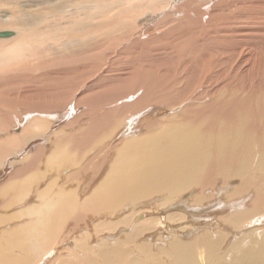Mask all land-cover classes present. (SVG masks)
I'll list each match as a JSON object with an SVG mask.
<instances>
[{
    "label": "rangeland",
    "instance_id": "rangeland-1",
    "mask_svg": "<svg viewBox=\"0 0 264 264\" xmlns=\"http://www.w3.org/2000/svg\"><path fill=\"white\" fill-rule=\"evenodd\" d=\"M65 1L0 0V150H9L0 154V264H190L173 256L177 240L201 253L195 264H230L238 254L259 252L264 246V167L258 165L264 161V0H147L141 13L132 11L128 0H90L86 9L92 31L88 38H75L76 44L64 25L76 13ZM102 11L108 16L104 21ZM55 24L62 26L54 30ZM62 27L68 28L66 34ZM45 29L63 43L45 35V42L32 45L36 50L6 53L18 35L34 37ZM37 49L49 52L40 54V62L34 56ZM83 49L90 52L86 61ZM58 78V86L66 87L61 86L56 99L27 92ZM211 115L215 129L243 134V147L228 163L217 168L208 161L198 181L166 206L165 197L154 201L152 196L104 202L99 185L127 139L157 134L167 125L193 122L204 128L200 120ZM34 119L41 125L30 126ZM251 148L254 159L247 155ZM241 157H247L246 165ZM61 189L76 197L73 208L56 222L42 247L46 251L30 256L29 250L24 257V234H12L36 219L39 196L62 194ZM94 197L99 205L90 203ZM180 205L188 211L181 229L175 216L185 210ZM156 208L173 218L164 220ZM156 216L164 224H156ZM22 255L24 262L19 261Z\"/></svg>",
    "mask_w": 264,
    "mask_h": 264
},
{
    "label": "bare ground",
    "instance_id": "bare-ground-1",
    "mask_svg": "<svg viewBox=\"0 0 264 264\" xmlns=\"http://www.w3.org/2000/svg\"><path fill=\"white\" fill-rule=\"evenodd\" d=\"M65 1V0H63ZM79 0H70L69 2H71L70 4L72 5V9L74 8V12L76 13V17L74 19L73 15H70L69 17V23L68 24H64L67 25L66 27H69L70 31L69 33H67V29H64V33L66 31L67 34H69L70 39L72 42H77L80 40V38L84 37L86 38L89 34V30L92 31L91 28V22L90 19L88 20V14H87V6L88 4L91 2L90 0H81V2H78ZM126 1V0H125ZM149 1V0H148ZM151 1V0H150ZM149 1V2H150ZM161 1V0H158ZM35 2V1H34ZM67 3V0L65 1ZM62 2L63 5H65L66 3ZM127 2V1H126ZM128 2H130L131 4V8H134L132 11L135 12V10H138L140 13L143 12L142 10H140L139 8L143 6V2L146 4L147 0H128ZM127 2V3H128ZM147 2V4L149 3ZM164 2V1H162ZM53 3V2H52ZM85 3V4H84ZM119 3V2H118ZM116 3V4H118ZM122 3L124 4L125 2L122 1ZM122 3L120 2L119 4L122 5ZM157 3V2H155ZM70 4L67 3V6H70ZM83 4V5H82ZM117 5V8L120 9V5ZM144 4V5H145ZM162 4V3H161ZM127 5V4H126ZM159 4H157L158 6ZM43 6V5H42ZM54 6V5H53ZM119 6V7H118ZM124 6V5H123ZM122 6V8H123ZM161 6V5H160ZM159 6V7H160ZM48 7V5H47ZM60 7V6H59ZM116 8V5L113 6ZM125 7H129V5L125 6ZM45 8V7H44ZM56 8V7H55ZM53 8V11H57L59 10L58 8ZM61 8V7H60ZM65 8V7H64ZM136 8V9H135ZM158 8V7H157ZM25 9V8H24ZM118 9V10H119ZM155 9V7H154ZM35 10V9H34ZM48 10V9H47ZM126 10V8H124V11ZM130 10V11H131ZM52 11V12H53ZM127 11V10H126ZM135 14H138L139 12H137ZM65 12V10H64ZM103 12V11H102ZM101 12V13H102ZM109 12V11H108ZM39 13V12H38ZM62 13V12H61ZM67 13V12H66ZM64 13V14H66ZM99 12V18L101 16V18H103L102 20L104 21L105 19L108 18V16L106 17V13H102V15ZM113 13V12H112ZM120 14H122L123 12L119 11ZM47 14V12L45 13V15ZM114 14V13H113ZM117 14V12H116ZM119 14V16H120ZM43 15V14H41ZM60 15V13H59ZM68 15V14H67ZM108 15V14H107ZM151 15V14H150ZM56 16V14H55ZM63 13L59 18H63ZM104 16L106 17L104 19ZM112 16V15H111ZM117 16V15H116ZM39 17V16H38ZM113 17V16H112ZM136 17V16H135ZM42 17H40L39 19H41ZM45 18V17H44ZM95 18V17H94ZM100 18V19H101ZM137 18V17H136ZM144 18V17H143ZM27 19V18H26ZM25 19V20H26ZM57 20H59L57 17L55 18ZM67 19V18H66ZM99 19V20H100ZM56 20V23H58L59 21ZM98 20V21H99ZM147 20V19H146ZM31 21V20H30ZM36 21V20H35ZM41 21L44 22V20L42 19ZM40 21V22H41ZM65 21V20H64ZM97 21V22H98ZM108 21V20H107ZM112 21V20H111ZM28 22V21H26ZM38 22V20L36 21ZM39 22V23H40ZM66 22V21H65ZM100 22H102L100 20ZM110 22V21H109ZM31 23V22H30ZM53 23V22H52ZM63 23V22H60ZM99 23V22H98ZM97 23V27L98 24ZM29 24V22L27 23ZM32 24V23H31ZM30 24V25H31ZM51 24V23H50ZM49 24V26H51ZM44 25V23H43ZM59 25V23H58ZM61 25V24H60ZM128 25V24H127ZM36 27H38L36 24L34 25ZM62 26V25H61ZM59 26V27H61ZM57 24H55L54 30L58 29L57 28ZM21 28V27H20ZM48 30H50L49 27H47ZM46 28V29H47ZM60 28V30L62 29ZM45 29V30H46ZM142 29V28H141ZM22 30V29H19ZM24 30V29H23ZM22 30V31H23ZM3 31V30H2ZM52 31V30H51ZM62 31V30H61ZM20 31H18L17 33L19 34ZM38 32V31H37ZM126 32V31H125ZM23 32H21L22 34ZM40 33V32H38ZM57 33H59V31H57ZM64 33L60 34L63 35ZM65 33V34H66ZM35 34V33H34ZM120 34V33H119ZM33 34L30 33L28 34V32L25 34V32L23 33V36L20 38V36L18 35L17 38L19 39L18 41H12L14 42L12 44V42H10V44L8 45V51L6 52L4 50V52L9 53L10 55H16L19 56L18 54L21 53V51L24 50H30L31 48L36 50V48L38 47H32V45H34V43L36 42V44H42L43 42H45L46 40V36L45 35H51V37L53 38H57L58 35L54 34V36L52 35V32L50 33V31H44L41 34H36L34 37L32 36ZM126 35V34H125ZM120 36V35H119ZM67 37V36H65ZM65 37L62 39H65ZM80 37V38H79ZM16 38V39H17ZM38 38V39H36ZM50 38V37H49ZM61 38V37H60ZM60 38H57V42H62V40ZM79 38L77 41L76 39ZM88 38V37H87ZM13 39V38H11ZM69 39V38H67ZM85 39H83V42H88V39L86 41H84ZM107 40V39H106ZM33 42V43H31ZM56 42V41H55ZM59 42V43H60ZM67 42V41H66ZM64 42L67 46V43L70 42L68 41L67 43ZM47 43V42H46ZM49 43V41H48ZM89 43V42H88ZM98 43V42H97ZM51 44V42H50ZM63 44V45H65ZM71 44V43H70ZM68 44V45H70ZM76 44V43H75ZM87 44V43H86ZM91 44V43H90ZM55 45V44H54ZM63 45H61V47H63ZM82 45V44H81ZM85 45V44H84ZM88 45V44H87ZM94 46V44H92ZM100 45V44H99ZM99 45L97 46L99 48ZM76 46V45H73ZM71 45V47H73ZM117 46V45H116ZM54 49L55 47L58 46H53ZM60 47V48H61ZM29 48V49H27ZM42 48V47H41ZM49 48V47H48ZM65 48V47H64ZM69 48V47H67ZM75 48V47H74ZM83 48V47H82ZM87 48V47H85ZM47 49V47H46ZM51 50L50 48L45 50L48 51L50 50V54L55 55L56 52H54L55 50ZM63 49V48H62ZM95 49V48H94ZM39 52L41 50L37 49ZM68 50V49H66ZM65 50V51H66ZM91 50V49H90ZM89 50V51H90ZM57 51V50H56ZM63 51V50H62ZM83 51L85 52L86 50L83 49ZM104 51V50H103ZM38 52V53H39ZM61 52V50L59 51ZM67 52V51H66ZM35 53V52H34ZM48 54L44 52V49L42 52H40L38 55H34L36 56V59L39 60L40 62V54ZM64 53V52H63ZM62 53V54H63ZM4 54V53H3ZM8 54V55H9ZM37 54V53H35ZM66 54V53H65ZM70 54L72 55V53L70 52ZM76 53H74L75 56ZM81 54V53H80ZM90 54V52H89ZM88 51H86V54L83 53L81 54L83 57L86 55H88ZM59 55V54H58ZM69 55V54H68ZM67 55V56H68ZM15 56V57H16ZM32 56V57H34ZM41 56H45V55H41ZM79 56V59L82 57ZM53 57V56H52ZM60 59L61 56H57V59ZM64 57V56H62ZM77 57V56H76ZM73 60V63H76L77 60ZM82 57V58H83ZM106 57V56H105ZM35 58V57H34ZM69 58V57H68ZM67 58V59H68ZM86 57H84L85 60ZM50 59V57H49ZM58 59V60H59ZM66 59V57H65ZM74 59V57H73ZM89 59V58H86ZM53 60V59H51ZM70 60V58L68 59ZM72 60V57H71ZM81 60V59H80ZM106 60V59H105ZM50 61V60H49ZM76 61V62H74ZM86 61V60H85ZM37 62V61H36ZM81 62V61H80ZM88 62V61H87ZM106 62V61H105ZM43 63H44V59H43ZM56 63V62H55ZM83 63V62H81ZM85 63V62H84ZM135 63V61H134ZM37 64V63H36ZM78 64V63H77ZM41 65V64H40ZM74 66V64H72ZM71 65V66H72ZM70 66V71L72 72V68ZM137 67V66H136ZM69 68V67H68ZM67 68V69H68ZM137 69V68H136ZM142 69V68H141ZM149 69V68H148ZM88 70V69H87ZM134 70V69H133ZM69 71V72H70ZM74 71V70H73ZM49 72V71H48ZM45 73V72H44ZM44 76V75H43ZM48 76V74H47ZM67 76V75H66ZM134 76V75H133ZM45 77V76H44ZM50 78V75L48 76ZM43 78V77H42ZM47 78V77H46ZM45 78V79H46ZM53 78V77H52ZM69 78V75H68ZM51 79V78H50ZM54 79V78H53ZM58 81H48L46 83H43L42 86H40L41 88H31L28 89L27 92L28 94L33 97V98H38L41 99L43 98V100H45V98L47 99L48 97H52L55 98L56 94L60 92V89L66 87V85H61L58 86L59 83L61 84V82ZM61 81V80H60ZM122 81V80H121ZM63 84V82H62ZM68 84V83H67ZM39 86V84H37ZM36 85V86H37ZM85 85V84H84ZM149 87V86H148ZM85 89V88H84ZM105 89V88H104ZM69 89L67 88V91ZM85 91V90H84ZM65 92V91H64ZM64 92L62 91V93L64 94ZM60 94V93H59ZM67 94V92L65 93ZM73 94V93H72ZM84 94V93H83ZM136 94V93H135ZM65 96V95H64ZM63 96V97H64ZM69 96V95H68ZM85 96V95H84ZM134 96V95H133ZM71 97V96H70ZM86 97V96H85ZM129 97V96H128ZM87 98V97H86ZM56 99V98H55ZM58 99V98H57ZM85 99V98H84ZM53 100V99H52ZM65 100V97H64ZM81 99H79L80 101ZM51 101V100H50ZM70 101V100H69ZM72 101V100H71ZM87 101V100H86ZM42 102V101H41ZM53 102H56L55 100ZM59 102V101H58ZM62 102V101H61ZM67 102V101H66ZM83 102V100H82ZM70 103V102H69ZM81 103V102H80ZM142 103V102H141ZM75 104V103H74ZM135 104V103H134ZM138 104V103H137ZM64 106V105H63ZM69 106V105H68ZM72 106V105H71ZM77 105H74L73 107H75ZM54 107H59V105H55ZM218 107V106H217ZM66 108V107H65ZM61 109V107H60ZM69 110V109H68ZM71 112V111H70ZM29 116V114H25L24 116ZM51 115V114H50ZM53 115V114H52ZM54 117V116H53ZM208 116H205L206 121H201L203 127L204 128H200L198 126L195 125V123L193 122H188L190 123L189 125H181V126H164L163 130L161 129L160 132H157V134H150L147 135L143 138H139V137H135V138H131V139H127V141H125L122 146L120 147L119 151H118V155L117 158L115 159V162L112 163L111 165V169L110 172L108 173L107 177L105 178V180L99 185V193L101 195V197L104 199V202H107L108 204H111V201H119L121 199L122 196H126L128 195V197L130 196V198H132L131 200H137L139 201V198H145V197H154L153 200H160L162 197H165L164 201H163V205L165 204H170V201L172 200L173 202L176 201V198L179 197H183V191L186 190L188 187L191 186V184H193L194 182L198 181V178L201 177L200 175L208 168L207 167V162L212 160L213 162V166L214 167H221V165L226 162L228 163L226 160L229 159L230 157H232L234 155V152L237 151L238 147H243L239 144V141L242 138L243 134H237L239 129H235L233 131H219L217 129L214 128V126L216 125L214 122V119L212 117V115L210 116V119H207ZM30 118V117H29ZM25 120V119H24ZM208 120V125L209 127L206 126ZM49 122V121H48ZM41 125L40 120H35L32 121L30 123V126L32 127H36L38 125ZM28 126V128L30 127ZM218 129H220L222 127V123H218L217 124ZM224 127V125H223ZM27 128V127H26ZM43 130V129H42ZM28 131V130H27ZM24 133V131H23ZM27 133V132H26ZM21 135V132H20ZM23 136V135H22ZM14 137V136H13ZM18 137V136H17ZM15 137V138H17ZM12 138V137H11ZM14 138V140H15ZM24 138V137H23ZM13 139V138H12ZM11 139V140H12ZM20 139V138H19ZM18 140V138H17ZM16 140V141H17ZM13 141V140H12ZM25 141V140H24ZM242 141V140H241ZM243 141L247 142V139L244 138ZM15 142V141H14ZM244 143V142H243ZM245 144V143H244ZM7 145V143L5 144ZM247 145V144H245ZM249 146V145H248ZM5 147V146H2ZM23 147V146H22ZM38 148V147H37ZM1 149V148H0ZM6 151H3V150ZM4 149L0 150V154L3 151L4 153H7V147H5ZM41 149V148H40ZM243 152H245L247 154V151L245 149H243ZM3 153V154H4ZM9 153V152H8ZM254 150L253 148H251V151H248V157L250 156L251 159H254ZM1 156H3L1 154ZM247 159L244 157H241V159H239L240 161L243 162L244 165H246L247 161L245 160ZM36 161V160H35ZM211 162V163H212ZM233 162L237 165L236 163V159L233 160ZM101 163V162H100ZM257 165V164H256ZM258 165H262L264 167V161L263 159H261L258 162ZM35 167V166H34ZM245 166H242V168H244ZM258 167V166H257ZM239 168L238 170L242 169ZM32 169V168H31ZM244 172V171H242ZM241 172V173H242ZM203 175V174H202ZM31 177V176H29ZM30 181V180H29ZM52 184V183H51ZM50 184V185H51ZM54 184V182H53ZM54 190V189H53ZM60 192L62 191L59 190ZM96 192L98 191L97 189L95 190ZM94 191V192H95ZM186 192V191H185ZM260 192V191H259ZM262 192V191H261ZM44 193V192H43ZM56 193V192H54ZM50 193H48L49 195ZM53 194V193H52ZM93 194V193H92ZM96 194V193H95ZM260 194V193H259ZM39 195V194H38ZM45 194H42L41 197V205H39L38 208H34L36 210V219L32 222L31 225L26 226L24 228H21L17 231V233L14 235V233L12 234L13 236H17L19 234H24V238H25V247L27 249V251H25L24 257L28 256L29 252H33L32 255L33 256L35 254H39V252H41L40 250L42 249V247L45 248V243L48 240V238H50L51 235H53V233L56 231V222L58 220H60L62 218V215L65 214L64 212H66L68 209L69 211L71 210V208H73L74 203L76 201V197L74 195H71L70 193H63L62 194H54L52 196H44ZM93 196V195H92ZM66 197V198H65ZM98 197V196H97ZM127 197V198H128ZM161 197V198H160ZM262 197V196H261ZM126 198V199H127ZM90 201V200H89ZM130 201V200H129ZM131 201V202H132ZM183 201V200H182ZM92 202V204H98L97 203V199L94 197L93 199H91L90 203ZM100 202V201H99ZM135 202V201H134ZM147 202V201H146ZM102 203V202H100ZM243 203V202H241ZM89 204V203H88ZM119 204V202H118ZM144 204H148V203H144ZM158 204V203H157ZM182 204V203H181ZM192 204V203H191ZM198 204V203H197ZM99 205V204H98ZM135 205V204H134ZM133 205V206H134ZM87 206V203H86ZM89 206V205H88ZM92 206V205H91ZM111 206V205H110ZM114 206V205H113ZM112 206V207H113ZM119 206V205H118ZM117 206V207H118ZM158 206V205H156ZM166 206V205H165ZM182 209L183 213H177L175 214L176 216V220L178 219V223L176 224L180 229L181 227L183 228L185 226L186 223H184L185 221H183L184 219L187 220L186 218H188L187 215V206H183L180 205ZM198 206V205H197ZM81 207V206H80ZM108 207V206H107ZM120 207V206H119ZM185 207V208H184ZM255 207V206H254ZM261 207V206H260ZM91 208V207H90ZM152 208V207H151ZM162 208V207H160ZM179 208V206H178ZM196 208V207H195ZM34 209L33 211H31V214L34 213ZM155 209V208H154ZM261 209V208H260ZM263 209V208H262ZM157 215H159L158 213H160V216L165 220L170 218H173L171 213H166L167 210L166 209H162L161 211L158 210L156 208ZM155 210V211H156ZM194 210V209H192ZM199 210V209H198ZM225 210V209H224ZM259 210V208H258ZM256 212H259V211ZM115 211V210H114ZM148 211V210H147ZM154 211V210H153ZM169 211V210H168ZM184 211H186L184 214ZM190 211V210H189ZM201 211V209H200ZM33 212V213H32ZM197 212V211H196ZM264 212V211H263ZM262 212V213H263ZM94 213V212H93ZM190 213V212H189ZM198 213V212H197ZM200 213V212H199ZM246 213V212H245ZM260 213V212H259ZM257 214V213H256ZM137 215V214H136ZM187 215V217H186ZM191 215V214H190ZM240 215V213H239ZM237 215L235 217L239 218L240 216ZM260 214H258L259 216ZM159 217H153V221L156 224L161 225L163 222L161 220V218ZM193 217V215H191ZM243 216V215H242ZM137 218H140V214L139 216H136ZM194 218V217H193ZM198 218V217H197ZM252 219V218H250ZM144 220V219H142ZM175 220V221H176ZM196 221V219H194ZM235 220V219H234ZM151 221V219H150ZM198 221V220H197ZM238 221V220H237ZM147 222V221H146ZM176 223V222H175ZM143 224V222H142ZM164 224V223H163ZM174 224V223H173ZM194 224V223H193ZM203 224V223H202ZM101 225V224H100ZM175 225V227H177ZM190 225V224H189ZM196 226V224L194 225V227ZM239 226V225H237ZM236 226V227H237ZM177 227V228H178ZM191 227V226H190ZM197 227V226H196ZM234 227V226H233ZM235 227V228H236ZM165 228V227H164ZM192 229V228H191ZM143 230V229H142ZM193 232V231H192ZM206 232V231H205ZM208 232V231H207ZM201 234V233H200ZM203 234V233H202ZM203 236V235H202ZM244 237V236H242ZM245 238V237H244ZM51 239V238H50ZM252 239V238H251ZM66 240V239H65ZM179 240L174 241V246H173V256H175L178 260L184 262V263H190V264H195L193 263V261L195 260V258L201 256V253L198 251H196L195 249L192 248L191 245H187L184 243L182 244ZM198 241V240H197ZM104 242V241H103ZM252 242L254 243L255 240ZM116 243V242H115ZM68 244V243H67ZM66 244V245H67ZM119 244V243H117ZM44 245V246H43ZM195 245V244H194ZM58 246V245H57ZM47 247V245H46ZM43 248V249H44ZM115 248V247H114ZM235 248V247H234ZM42 249V251H43ZM30 250V251H29ZM45 250V249H44ZM50 250V249H49ZM198 250V249H197ZM29 251V252H28ZM46 251V250H45ZM196 251V252H195ZM48 254L52 253V251H47ZM171 252V250H170ZM45 253V252H44ZM54 253V252H53ZM89 253V252H88ZM87 253V254H88ZM27 254V255H26ZM43 254V253H42ZM97 256V255H96ZM100 256V255H99ZM23 257V255H22ZM22 260H19L20 262L23 261L24 262V258ZM36 257V256H35ZM105 257V256H104ZM236 257V256H235ZM90 258V257H89ZM99 258V257H98ZM5 260H7L9 262V257H5ZM29 260V258H28ZM53 260V259H52ZM234 261H232V263L230 264H264V246L261 248V250L259 252H253V251H249L248 253H241L238 254V256L236 258H233ZM26 261V260H25ZM31 261V260H29ZM126 262V261H125ZM27 263V262H25ZM223 263V262H222ZM32 264V263H31ZM60 264V263H59ZM111 264V263H110ZM121 264H124L123 262ZM127 264V263H126ZM228 264V263H227Z\"/></svg>",
    "mask_w": 264,
    "mask_h": 264
},
{
    "label": "water",
    "instance_id": "water-1",
    "mask_svg": "<svg viewBox=\"0 0 264 264\" xmlns=\"http://www.w3.org/2000/svg\"><path fill=\"white\" fill-rule=\"evenodd\" d=\"M9 34L8 33H4V34H2V36H4V37H6V36H8Z\"/></svg>",
    "mask_w": 264,
    "mask_h": 264
}]
</instances>
